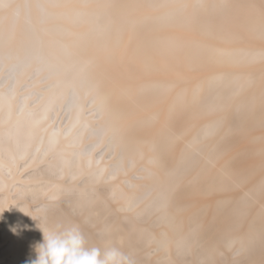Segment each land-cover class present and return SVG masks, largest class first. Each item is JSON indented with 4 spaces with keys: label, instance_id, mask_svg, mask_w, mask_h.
I'll return each mask as SVG.
<instances>
[{
    "label": "bare ground",
    "instance_id": "obj_1",
    "mask_svg": "<svg viewBox=\"0 0 264 264\" xmlns=\"http://www.w3.org/2000/svg\"><path fill=\"white\" fill-rule=\"evenodd\" d=\"M68 224L264 264V0H0V264Z\"/></svg>",
    "mask_w": 264,
    "mask_h": 264
},
{
    "label": "clouds",
    "instance_id": "obj_2",
    "mask_svg": "<svg viewBox=\"0 0 264 264\" xmlns=\"http://www.w3.org/2000/svg\"><path fill=\"white\" fill-rule=\"evenodd\" d=\"M28 216V215H27ZM27 229L19 224L10 227L13 234ZM41 230V229H40ZM42 240L33 246L34 258L25 264H135L132 257L111 246H89L78 225L68 224L48 231L41 230Z\"/></svg>",
    "mask_w": 264,
    "mask_h": 264
}]
</instances>
